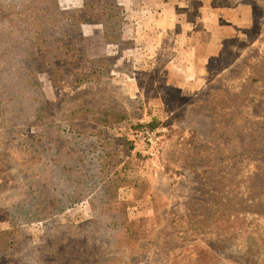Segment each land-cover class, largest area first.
Here are the masks:
<instances>
[{
  "label": "rangeland",
  "instance_id": "374dc122",
  "mask_svg": "<svg viewBox=\"0 0 264 264\" xmlns=\"http://www.w3.org/2000/svg\"><path fill=\"white\" fill-rule=\"evenodd\" d=\"M115 1L125 13L119 41L106 42L100 24L82 26L90 54L97 58L104 56L99 63H107L108 78L79 85L73 76L56 81L44 77L40 79L41 86H37L35 81L24 79L18 73L14 83L22 93L12 104L30 114L39 109L49 112L50 104L58 116L67 115L75 105L124 114L126 117L120 124L104 129L105 137L110 140L129 131L134 139L130 153L135 158L130 176L150 180L157 204L150 199L136 201L132 189H127L118 200H97L95 208L84 201L50 224L38 221L29 212L2 213V210L0 233L7 232L11 248L5 252L0 249V264H23L20 258L27 249L38 247L49 264H199L198 255L205 248L212 251L216 264H256L259 251L252 237L213 232L206 226L215 219L223 205L221 200L232 192L227 187L244 170L239 164L244 158L231 157L233 147L241 145L237 140L240 136L226 140L234 133L225 126L222 116L245 118L249 115L246 104L256 89L249 83L241 86L235 78L244 73L249 60L255 59L254 55L262 47L264 7L260 15H254L242 40L237 32L249 25V15L234 7H227L235 11L233 15L220 11L219 26L211 29L218 32L216 38L225 43V50L230 53L226 57L224 51L202 62L186 50L190 42L186 37L160 39L145 35L144 6H129L126 0ZM221 1L237 5L241 0ZM31 4L32 0H0V8L12 15ZM85 5L86 0L58 2L60 10L65 12L82 11ZM207 17L210 18L203 15L202 19ZM126 18H139L141 22L126 24ZM211 18L214 22L219 19ZM204 24L210 27L209 23ZM178 32L184 33L181 29ZM211 35L214 34L205 29L204 37L211 38ZM196 39L201 37L198 35ZM155 40L159 41L161 51L155 50ZM18 61L21 65L25 63L22 59ZM257 72L264 74V67ZM25 89L29 91L28 96H22ZM259 104L257 113L263 118L250 119L258 124L257 129L264 128V100L255 106ZM139 124L145 127L135 131L134 126ZM78 126L96 127L91 120L79 121ZM31 129L33 135L44 133L43 127ZM2 130L0 125V204L14 197L21 180L15 164L18 156L1 146L6 135ZM145 131L152 132L151 141L144 137ZM128 155L120 148L117 156L119 160L125 156L128 160ZM246 165L257 166L258 170L253 175L252 186L262 200L252 206L263 205L264 160L256 159ZM126 220L132 228L139 229L142 224L145 227L144 238L134 248L122 242V222ZM195 230L201 234L195 235ZM212 257L207 261L211 262Z\"/></svg>",
  "mask_w": 264,
  "mask_h": 264
},
{
  "label": "trees",
  "instance_id": "16d2710c",
  "mask_svg": "<svg viewBox=\"0 0 264 264\" xmlns=\"http://www.w3.org/2000/svg\"><path fill=\"white\" fill-rule=\"evenodd\" d=\"M58 2L32 0L31 5L16 15L0 8V125L6 134L1 146L11 149L18 156L15 164L21 179L16 194L0 204V211L29 212L38 221L50 224L84 201H89L95 208L97 200H118L127 189H132L134 200L150 199L157 204L150 180L137 175L130 176L135 158L130 153L134 149V139L129 131L110 140L105 137L104 129L120 124L126 117L124 114L75 105L67 115L58 116L50 103L49 112L39 109L30 114L18 110L12 104L22 93L14 83L18 73L24 79L35 81L37 86H41L40 79L44 77L56 81L73 76L79 85L95 84L108 78L107 63H99L104 56L99 55L97 58L90 54L82 26L100 24L106 42L119 41L125 21L123 7L115 0H86L84 10L65 12L60 10ZM212 5L238 8L249 15V25L237 32L241 36L239 40H242L254 15L262 13L264 0H241L237 5L212 0ZM257 6L260 9L257 10ZM261 43L263 47L264 40ZM262 47L254 55L255 59L249 60L244 73L235 78L241 86L245 87L249 83L256 89L246 104V113L249 115H244L245 118L231 114L222 116L226 121L225 126L234 133L226 140L229 142L233 137L240 136L237 140L241 145L234 146L230 156L234 159L244 158L239 161L244 170L239 171L236 184L231 182L233 185L227 187V191L232 192L221 200L223 205L217 210L215 219L206 226L207 230L213 232L252 237L259 251L256 264H264V203L252 206L261 202L262 198L255 195L252 186L257 166L250 168L246 164H253L256 159L264 160V128L257 129L258 124L250 121L254 117L263 118L257 113L260 104L255 106L264 100V74L257 72L258 68L264 67ZM229 53L226 48L225 56ZM18 59L25 60V63L21 65ZM28 93L25 89L22 96H28ZM86 120L93 121L96 127L84 129L78 126L79 121ZM34 126L43 127L44 133L33 135L31 128ZM144 127L145 124H139L134 126V130L139 131ZM120 148L130 155L128 160L126 156L125 159H118ZM122 231V242L134 248L144 238L145 227L142 224L139 229L132 228L126 220V223L122 222ZM200 234L195 230V235ZM10 248L7 232H1L0 249L5 252L10 251ZM210 256L212 251L205 248L198 255L199 264H216L213 257L208 262ZM20 260L23 264H49L42 257L40 247L27 249Z\"/></svg>",
  "mask_w": 264,
  "mask_h": 264
},
{
  "label": "crops",
  "instance_id": "0c3cea01",
  "mask_svg": "<svg viewBox=\"0 0 264 264\" xmlns=\"http://www.w3.org/2000/svg\"><path fill=\"white\" fill-rule=\"evenodd\" d=\"M138 5L144 6L142 8L145 9L144 19H142L145 29V35L156 37H186V39L190 40L189 46H187L186 50L190 52V56L197 57L202 60V62H208V59L212 56H218L223 54L225 51V43L221 44L220 41L216 38L218 32L216 30H212L211 28L218 27L220 18V11L223 13L226 11L233 15L235 12L233 9H228L227 7H219L216 5H212V0H126V5ZM201 6V7H200ZM127 10V8H126ZM140 14V13H139ZM142 14V13H141ZM210 16L207 17L206 20L202 19V16ZM212 16L218 17L215 22L211 20ZM141 17V15H140ZM229 17V15H227ZM146 19L151 20L150 23L146 21ZM141 19L133 18L127 19L126 24L135 22L134 24H139ZM204 22L210 27H205ZM147 26H146V25ZM228 25L227 23H223ZM182 27H181V26ZM135 27V33L136 32ZM184 31L181 35L178 30ZM205 29L207 32L214 34L211 35V38L204 37ZM216 34V35H215ZM222 34V32H220ZM133 35L130 38H133ZM198 35L201 39H196ZM129 38V37H128ZM226 42V39L225 41ZM154 48L157 51L159 49V41H154ZM191 49V51H190ZM161 51V50H158ZM162 53V52H161Z\"/></svg>",
  "mask_w": 264,
  "mask_h": 264
},
{
  "label": "built area",
  "instance_id": "2783aa9c",
  "mask_svg": "<svg viewBox=\"0 0 264 264\" xmlns=\"http://www.w3.org/2000/svg\"><path fill=\"white\" fill-rule=\"evenodd\" d=\"M143 135H144V137H148L149 138V141H151L152 140V132H150V131H145L144 133H143Z\"/></svg>",
  "mask_w": 264,
  "mask_h": 264
}]
</instances>
